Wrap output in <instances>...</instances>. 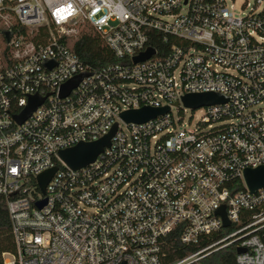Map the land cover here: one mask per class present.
<instances>
[{"label": "built area", "instance_id": "2783aa9c", "mask_svg": "<svg viewBox=\"0 0 264 264\" xmlns=\"http://www.w3.org/2000/svg\"><path fill=\"white\" fill-rule=\"evenodd\" d=\"M252 1L239 15L225 0H0L11 31L0 48V196L15 247L3 264H203L230 245L243 250L235 264H264V187L250 193L243 179L264 166V0ZM83 23L117 63L95 70L69 49ZM199 93L227 100L177 129L172 108ZM32 95L47 97L18 125ZM145 106L169 111L121 120ZM115 124L93 163L72 170L58 157ZM54 167L42 193L36 178ZM174 238L201 246L169 261Z\"/></svg>", "mask_w": 264, "mask_h": 264}, {"label": "water", "instance_id": "95a60500", "mask_svg": "<svg viewBox=\"0 0 264 264\" xmlns=\"http://www.w3.org/2000/svg\"><path fill=\"white\" fill-rule=\"evenodd\" d=\"M2 36L5 43L8 44L11 37V31H3ZM153 54L154 50L149 48L144 53H141L140 55L134 57L133 63L147 60ZM45 65L47 67H50L51 63L46 62ZM88 75V73L77 75L63 84L60 88V98L67 97L70 92L77 87L82 78ZM46 97L47 96L40 97L39 95L29 96L28 104L26 105V107L19 115H16L14 117L15 122L18 125L23 123L31 115V113L43 103ZM226 100V97L216 93L185 94L181 97V104L185 108L194 110L203 106H211L224 103ZM175 105L177 106L178 104ZM168 111L169 107L151 108L145 106L137 110L122 112L120 114V118L126 123H144L159 115L165 114ZM116 127L117 125L115 124L108 134L97 141L91 143H78L71 148L59 151L58 157L72 170L86 167L96 160L97 156L103 151L104 148H108L110 146V140L116 131ZM55 171L56 168L54 167L45 172H42L37 176L36 180L42 193H44L45 187ZM243 179L250 193H254L257 189L264 187V166H260L254 169H245L243 171ZM44 203L45 200L37 203V206L41 207ZM216 215H219L221 217L223 226L229 225L224 206H221L216 211ZM242 252L243 250L241 248L236 249L237 254H240Z\"/></svg>", "mask_w": 264, "mask_h": 264}, {"label": "trees", "instance_id": "16d2710c", "mask_svg": "<svg viewBox=\"0 0 264 264\" xmlns=\"http://www.w3.org/2000/svg\"><path fill=\"white\" fill-rule=\"evenodd\" d=\"M18 26L14 24L11 30L15 31ZM77 35L72 38H67V46L75 53L80 60L87 66L101 70L110 64L117 63V60L113 57L111 52L106 48L101 38L91 29L88 24H81L78 26ZM22 31L23 29H18ZM3 32V26L0 25V35ZM41 32L45 33V27L41 28ZM152 45L158 47L159 42H152ZM7 47L3 44V50ZM236 187H241L239 182H236ZM231 232V229H226L220 235ZM264 234V231L262 232ZM205 242L203 243V245ZM199 246L184 247L177 238H174L172 242L173 253L169 257V261H173L177 258L197 250ZM14 242L10 232V222L6 209L5 200L0 196V264L2 263V253L13 252ZM236 258V246L230 245L226 248L220 249L208 255L202 262L203 264H235Z\"/></svg>", "mask_w": 264, "mask_h": 264}, {"label": "rangeland", "instance_id": "374dc122", "mask_svg": "<svg viewBox=\"0 0 264 264\" xmlns=\"http://www.w3.org/2000/svg\"><path fill=\"white\" fill-rule=\"evenodd\" d=\"M225 1L227 6L232 5L234 12L239 15H241L242 13H246L253 3L252 0H233V1L225 0ZM245 4H248V7L242 8ZM3 44H5V42L1 34L0 48H3ZM171 112L175 118H177L178 116L182 117L181 122L176 123L177 129H187V130L195 129L199 123L200 115H201L200 110H191L189 108H185L182 104L179 107L172 108ZM121 127L123 128L122 125Z\"/></svg>", "mask_w": 264, "mask_h": 264}]
</instances>
